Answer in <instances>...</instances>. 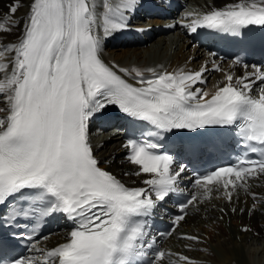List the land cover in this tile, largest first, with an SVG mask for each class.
<instances>
[{
  "label": "snow or ice",
  "instance_id": "6c2138e0",
  "mask_svg": "<svg viewBox=\"0 0 264 264\" xmlns=\"http://www.w3.org/2000/svg\"><path fill=\"white\" fill-rule=\"evenodd\" d=\"M139 5L140 0L106 5L119 21L111 22L105 15L103 35L90 0H30L23 21L17 18L20 5L13 2L5 22H0V33L20 28L17 43L7 49L14 59L0 70L4 73L0 97L6 105L0 107V209L5 210L0 220L27 223L37 216H63L75 224L68 242L42 252L44 264H164L170 254L155 249L147 219L178 191L186 173L184 164L172 167L175 152L157 151L181 130L234 128L247 150L259 153V158H245L196 178L194 184L206 192L215 184L231 202L233 191L264 175V88L252 94L257 80L264 81V66L252 65L235 79L227 74L224 86L210 95L193 89L203 82L204 69L181 74L148 68L147 77L139 70L106 63L103 38L127 28V17ZM253 26L264 27V0H239L189 25L194 33L207 27L237 36ZM236 63H241L239 58ZM109 106L156 130L157 142L129 139L125 145L131 150L129 162L139 166L136 175L151 174L143 181L147 188L127 187L99 166L89 123ZM185 150L194 152L197 147L187 145ZM196 200L193 194L184 202L166 235H172ZM19 236L31 238L22 232ZM183 238L200 240L194 235ZM180 259L191 264L186 256ZM8 264L38 262L13 257Z\"/></svg>",
  "mask_w": 264,
  "mask_h": 264
},
{
  "label": "bare ground",
  "instance_id": "6f19581e",
  "mask_svg": "<svg viewBox=\"0 0 264 264\" xmlns=\"http://www.w3.org/2000/svg\"><path fill=\"white\" fill-rule=\"evenodd\" d=\"M181 1L187 3L188 7L195 6V9L201 10V12L198 13L199 16H201L203 12L209 13L216 7L218 9H223L224 6L239 2V0ZM13 2L20 5L17 18L20 21L27 18L30 0H0V22H5V14H7L8 8ZM90 2L95 5V14H100L102 16L103 14H110L108 13L106 5L111 4L113 6L111 0H90ZM176 10L180 12L176 13L174 9H168L166 13L168 15L173 12L170 23L177 24L189 18V10L187 8H184L185 11L182 8ZM140 14L143 15L144 12L142 11ZM179 17H181V19L177 21ZM151 19L154 21L151 22L147 20L145 28H151L153 25L161 24V20H156V17ZM96 27L101 34L102 31L97 24ZM173 33L176 35L171 38L161 36V33H159L158 39L146 49L134 48L135 43L133 42H129L125 44V46L113 44L112 42L110 45H106L105 49L103 48V59L106 63L117 64L121 68H126L129 71L139 70L144 72L147 77L150 73L147 72L146 69L156 68L157 71H162L164 69L161 68L162 63L166 65L169 64L171 68L177 69L201 67V69H204L202 74L203 82L195 84L193 89L200 88L206 90L210 95L214 93L217 86H224L226 81L223 75L232 74L235 78L242 76V69H236L235 72H232L230 67H227L229 64L221 65L216 64V62L210 59L208 60L204 50L192 48L190 39L185 36L177 38L178 32L176 28ZM19 34L20 28H16L10 33H0V70L3 69L2 67L4 65L9 64V61L14 59L13 53L7 49L9 45L17 43ZM115 35L116 32L111 34V36L114 37ZM117 38H124V34L119 33ZM102 46H104L103 42ZM197 57L199 61L195 60ZM217 66L219 70H217ZM193 72L195 71L193 70ZM8 75H10V72ZM3 76V71H0V83L3 82ZM2 100L3 98L0 97V107H6ZM0 115L3 114L0 113ZM94 123L95 122L91 121L89 123V134L94 133L97 137L94 140L91 139V143L94 149V155L100 158V167L111 171L117 178L125 181L129 186L144 184L143 181L148 179L149 176L147 174L136 175L137 171H139V167L131 164L125 158L126 152L122 130L120 132L121 137H119V134H116V137L109 138L105 131H91V127ZM259 193L264 195L263 191ZM233 207L234 206L223 205L221 208L224 212H218L214 208L212 211L207 212V219H204L200 214H195L191 218H188L183 224V227L191 232L205 231V233H197V236L200 238L199 242H201V244H198L202 249L199 250L196 247L195 250L189 252L190 255L200 260L202 262L201 264H264V204L257 207L255 215L252 218H249L247 211H245V213L241 212L240 214L239 209L238 212L233 214L230 211V208ZM220 216L225 218L226 224L228 222L230 223V228L223 226L224 223L220 221ZM208 221L210 223H208ZM240 221L241 224H239ZM212 223H215V226L211 227L210 225ZM245 225L251 226L254 231L241 233L238 227ZM206 226L209 228L204 229ZM255 232H257L259 236H254L253 234ZM67 237L68 232L66 228L61 227L56 231L52 239L44 244V247L40 250L44 252L46 249H49V247L58 245L60 240H65ZM202 240L207 243H203ZM194 244L198 246L196 242ZM42 256L44 257V255ZM35 262L41 264L40 260H36ZM183 264H185V262H183Z\"/></svg>",
  "mask_w": 264,
  "mask_h": 264
},
{
  "label": "rangeland",
  "instance_id": "374dc122",
  "mask_svg": "<svg viewBox=\"0 0 264 264\" xmlns=\"http://www.w3.org/2000/svg\"><path fill=\"white\" fill-rule=\"evenodd\" d=\"M187 52H188V51H187ZM2 68H3V67H2ZM92 137H93V140H94L95 138H97L96 135H94V133L92 134ZM124 159H125V158H124ZM189 221H190V219H189ZM209 221H210V220H209ZM209 221H208V223H210ZM188 223H189V222H188ZM208 223H207V224H208ZM210 226H211V227L215 226V223H212ZM208 228H209V227L206 226L204 229H208ZM196 232H197V233H198V232H203V233H205L204 230L196 231Z\"/></svg>",
  "mask_w": 264,
  "mask_h": 264
}]
</instances>
